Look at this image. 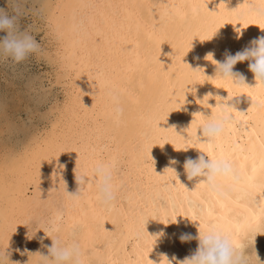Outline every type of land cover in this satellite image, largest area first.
Returning a JSON list of instances; mask_svg holds the SVG:
<instances>
[{
    "label": "bare ground",
    "instance_id": "obj_1",
    "mask_svg": "<svg viewBox=\"0 0 264 264\" xmlns=\"http://www.w3.org/2000/svg\"><path fill=\"white\" fill-rule=\"evenodd\" d=\"M249 3L264 0H42L50 19L44 56L57 65L61 98L50 100V125L3 154L0 254L5 250L10 264H39L36 253L47 255L51 239L78 242L86 264H160L162 254L183 260L198 240L181 242V234L196 237L213 225L237 246L245 234L247 247L254 237L246 257L264 259V87L256 85L249 61L233 68L249 87L210 79L216 68L206 57L222 62L264 36V19L250 14ZM216 96H238L228 101L238 111L235 127L208 143L175 134L193 137L198 113L215 114ZM201 152L232 161L239 182L229 199L187 179L185 159ZM98 162L113 165L114 200L101 203L89 183L74 202L66 191L77 192L75 176L91 177ZM57 213L64 227L53 232Z\"/></svg>",
    "mask_w": 264,
    "mask_h": 264
},
{
    "label": "clouds",
    "instance_id": "obj_2",
    "mask_svg": "<svg viewBox=\"0 0 264 264\" xmlns=\"http://www.w3.org/2000/svg\"><path fill=\"white\" fill-rule=\"evenodd\" d=\"M248 10L250 14L255 15L258 19H264V5L258 6L255 3H249ZM0 32L6 33L3 38H0V57L11 58L14 62L19 63L25 60L30 54L37 52L39 49V44L35 38L19 28L18 16L9 15L3 9H0ZM213 56V53H208L206 55V57L210 58L207 60L215 65L216 72L214 78L204 75V70L202 68L192 69L188 64L187 65L192 72L202 73L210 79L227 80L230 81L234 87H249L245 82L246 77L240 72L233 71L234 66L238 62L249 61L248 67L254 74L256 85L258 84L259 86L264 87V36H260L250 41L248 47L244 48L242 51H238L234 55L226 53L225 59L222 62L213 59ZM186 91H189V89L186 88ZM205 96L208 97L207 101L213 98L211 93ZM238 96H227V98L219 96L214 97L217 103L211 108L216 109L215 114L205 115L202 112L198 113L200 122L193 137L187 135L185 138L174 131V128H172L173 131L185 142L194 140L198 143H208L214 141L226 128L236 126L237 122L233 113L238 111H236L228 101L233 97ZM113 102L116 105V107H114V116L119 119L122 115V109L118 106V100L115 97L113 98ZM207 105L210 107L208 103ZM198 130H200V135L197 134ZM201 137L205 138L204 142H200ZM201 153L202 155L198 156L196 159H185L183 168L187 175V179L190 181L194 178L197 179L199 183L203 184V186L206 187L217 199H229L233 186L239 182V174L232 161L223 156L209 157L204 152ZM169 163L170 165H175L178 161L171 159ZM167 169L173 172L176 180H178L179 173L176 169L173 167ZM85 178H89L87 183ZM75 179L80 186L79 190L72 194L66 191L67 195L74 202L79 201L83 187L85 184L87 185L89 183L95 185L97 199L101 203L107 205L114 200L115 186L113 183V165L111 163L98 162L92 170L91 177L87 174H83L75 176ZM221 181L224 183H221ZM173 186H175V183H173ZM182 186L185 191L191 192L184 185ZM62 221L63 214L57 213L50 231L60 232L64 227ZM77 229L78 225L76 224L70 226V231L73 234ZM160 235H163V233ZM152 237H154V241L151 245V250L157 239V236ZM179 239L181 242L197 239L198 246L190 256H186L183 260H177L175 257L168 259L165 254H162L160 264H249L245 253V249L247 248L246 234L243 238L244 242L241 243L240 246H237V244L234 243L233 236L229 234V232L215 225L201 228L196 237H193L189 233H184L181 234ZM51 240L52 244L48 247L47 255L36 253L39 257V264H86L84 252L81 250L78 242L73 240L70 243H64L60 239ZM253 243L254 237L251 238V246ZM255 258L258 264H260L259 258L256 255ZM4 260L9 262L8 254L5 250L0 254V264H3ZM150 262L151 264H156L154 261ZM16 264H19V262L17 261Z\"/></svg>",
    "mask_w": 264,
    "mask_h": 264
},
{
    "label": "rangeland",
    "instance_id": "obj_3",
    "mask_svg": "<svg viewBox=\"0 0 264 264\" xmlns=\"http://www.w3.org/2000/svg\"><path fill=\"white\" fill-rule=\"evenodd\" d=\"M41 3L42 0H0V9L9 15H17L19 28L32 35L39 44L38 51L22 62L0 57V169L6 162V150L19 149L27 143L32 131L38 130L43 124L50 125L53 118L48 113L54 107L50 100L54 96L61 98V90L56 83L57 65L47 62L44 56L48 49L44 32L50 28V19ZM39 18L44 22L41 23ZM5 35L0 32V38ZM252 249L250 245L246 252L251 255ZM257 257L260 258V264H264L263 257ZM251 259H248L249 264H258L255 256Z\"/></svg>",
    "mask_w": 264,
    "mask_h": 264
}]
</instances>
